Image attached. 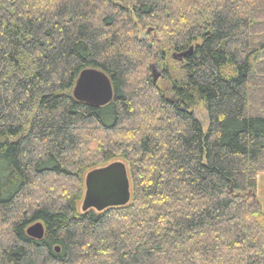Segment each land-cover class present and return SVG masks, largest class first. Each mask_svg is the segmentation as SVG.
Returning <instances> with one entry per match:
<instances>
[{"label": "trees", "instance_id": "obj_1", "mask_svg": "<svg viewBox=\"0 0 264 264\" xmlns=\"http://www.w3.org/2000/svg\"><path fill=\"white\" fill-rule=\"evenodd\" d=\"M114 162L129 204L82 212ZM261 175L264 0H0V264H264Z\"/></svg>", "mask_w": 264, "mask_h": 264}, {"label": "water", "instance_id": "obj_2", "mask_svg": "<svg viewBox=\"0 0 264 264\" xmlns=\"http://www.w3.org/2000/svg\"><path fill=\"white\" fill-rule=\"evenodd\" d=\"M154 82L159 74L153 71ZM113 88L110 79L100 70L86 69L82 71L73 89L76 101L95 107H105L113 100ZM130 180L126 165L114 162L105 167L89 172L85 177V193L81 211L94 210L103 212L109 208L124 207L131 200ZM250 193L247 197H250ZM255 197V195H252ZM27 235L41 240L44 237L42 224L35 223L27 229Z\"/></svg>", "mask_w": 264, "mask_h": 264}, {"label": "rangeland", "instance_id": "obj_3", "mask_svg": "<svg viewBox=\"0 0 264 264\" xmlns=\"http://www.w3.org/2000/svg\"><path fill=\"white\" fill-rule=\"evenodd\" d=\"M152 32H153L152 28H150V27L145 28L140 34L141 39L149 38L152 35L151 34ZM151 68H152V71H155V73H157V74H159L161 76V70H160L159 66H157L156 62H154V61L152 62ZM195 115L204 125L207 124V114H206L205 109L202 106L198 107L195 110ZM257 190L259 192L258 194H259V198H260L261 202L264 203V175H261L258 178ZM249 193L251 194L249 198H251L252 202H255V199H253L252 195L256 194V192L255 193L249 192Z\"/></svg>", "mask_w": 264, "mask_h": 264}, {"label": "crops", "instance_id": "obj_4", "mask_svg": "<svg viewBox=\"0 0 264 264\" xmlns=\"http://www.w3.org/2000/svg\"><path fill=\"white\" fill-rule=\"evenodd\" d=\"M259 192H258V190H256V198H257V200L260 202V204H261V206H262V208L264 209V203H262L261 202V200H260V198H259V194H258Z\"/></svg>", "mask_w": 264, "mask_h": 264}]
</instances>
